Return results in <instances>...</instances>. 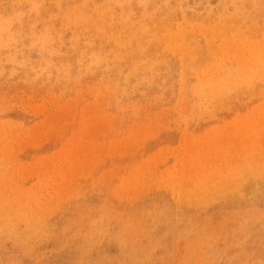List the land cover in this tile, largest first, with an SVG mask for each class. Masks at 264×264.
I'll list each match as a JSON object with an SVG mask.
<instances>
[{
    "label": "rangeland",
    "instance_id": "rangeland-1",
    "mask_svg": "<svg viewBox=\"0 0 264 264\" xmlns=\"http://www.w3.org/2000/svg\"><path fill=\"white\" fill-rule=\"evenodd\" d=\"M23 1L25 44L59 37L73 61L111 63L69 84L0 82V264H264V0Z\"/></svg>",
    "mask_w": 264,
    "mask_h": 264
},
{
    "label": "clouds",
    "instance_id": "clouds-1",
    "mask_svg": "<svg viewBox=\"0 0 264 264\" xmlns=\"http://www.w3.org/2000/svg\"><path fill=\"white\" fill-rule=\"evenodd\" d=\"M15 3L16 0H0V82L7 75L8 80L20 76L22 82L34 85L52 81L69 84L78 81L85 72H95L102 64L111 63L107 57L86 51H80L73 61L71 57L76 54V45L62 51L63 41L59 37L37 40V34L33 32L31 42L25 44V35L14 31V26L26 14L16 11ZM33 51L37 59H33Z\"/></svg>",
    "mask_w": 264,
    "mask_h": 264
},
{
    "label": "bare ground",
    "instance_id": "bare-ground-1",
    "mask_svg": "<svg viewBox=\"0 0 264 264\" xmlns=\"http://www.w3.org/2000/svg\"><path fill=\"white\" fill-rule=\"evenodd\" d=\"M26 1H27V0H26ZM33 1H34V0H33ZM45 1H46V0H45ZM218 1H219V0H218ZM232 1H233V0H232ZM235 1H236V0H235ZM255 1H256V0H255ZM23 2H25V0H24ZM31 2H32V1H31ZM166 2H167V1H166ZM229 2H231V1H229ZM239 2H241V1H239ZM244 2H245V1H244ZM249 2H250V1H249ZM261 2H262V1H261ZM142 3H143V2H142ZM144 3H145V2H144ZM193 3H194V2H193ZM256 3H257V2H256ZM262 3H264V2H262ZM22 4H24V3H22ZM32 4H33V2H32ZM58 4H59V2H58ZM139 4H140V3H139ZM231 4H233V3H231ZM240 4H241V3H240ZM257 4H258V3H257ZM242 5H243V3H242ZM247 5H248V4H247ZM254 5H256V4H254ZM23 6H24V5H23ZM34 6H35V5L33 4V7H34ZM41 6H42V5H41ZM205 6H206V5H205ZM221 6H222V5H221ZM221 6H220V7H221ZM235 6H236V5H235ZM240 6H241V5H240ZM249 6H250V3H249ZM249 6H248V7H249ZM227 7H228V6H227ZM237 7H238V5H237ZM237 7H236V9H237ZM254 7H255V6H254ZM262 7H264V6H262ZM24 8H25V6H24ZM241 8H242V7H241ZM96 9H97V8H96ZM217 9H218V8H217ZM225 9H227V8H225ZM243 9H244V8H243ZM243 9H242V10H243ZM250 9H252V8H250ZM192 10H193V9H192ZM215 10H216V9H215ZM219 10H220V8H219ZM248 10H249V9H247V11H248ZM74 11H75V10H74ZM193 11H194V10H193ZM210 11H211V10H210ZM257 11H258V10H257ZM19 12H20V11H19ZM223 12H224V10H223ZM227 12H228V10H227ZM239 12H240V11H239ZM243 12H244V11H243ZM250 12H251V11H250ZM75 13H76V12H75ZM102 13H103V12H102ZM102 13H101V14H102ZM173 13H174V12H173ZM211 13H212V12H211ZM214 13H215V12H214ZM219 13H221V12L219 11ZM225 13H226V12H224V14H225ZM233 13H234V12H233ZM252 13H253V12H252ZM260 13H261V11H260ZM105 14H106V13H105ZM208 14H209V13L207 12V15H208ZM224 14H223V15H224ZM148 15H149V14H148ZM215 15H217V14H215ZM226 15H227V14H226ZM226 15H224V16L226 17ZM240 15H241V14H239V16H240ZM244 15H246V14L244 13ZM247 15H248V14H247ZM249 15H250V14H249ZM249 15H248V16H249ZM209 16H210V15H209ZM217 16L219 17V14H218ZM217 16H216V17H217ZM227 16H228V15H227ZM235 16H236V15H235ZM248 16H247V17H248ZM254 16H255V15H254ZM263 16H264V15H263ZM112 17H113V16H112ZM185 17H186V16H185ZM222 17H223V16H221V18H219V19L222 20ZM233 17H234V16H233ZM167 18H168V15H167ZM211 18H212V17H211ZM228 18H230V16H229ZM241 18H242V16H241ZM255 18H256V17H255ZM253 19H254V18H252V20H253ZM128 20H129V19H128ZM203 20H204V19H203ZM203 20H202V21H203ZM206 20H208V17H207ZM238 20L241 21V19H238ZM245 20H246V19H245ZM247 20H248V19H247ZM247 20H246V21H247ZM214 21H215V20H214ZM214 21H213V22H214ZM216 21H218V20H216ZM224 21H225V20H224ZM230 21H231V20H229V22H230ZM233 21H235L236 23L239 22V21L235 20V18H234ZM249 21H250V20H249ZM257 21H258V20H257ZM259 21H260V19H259ZM225 22H228V21H225ZM229 22H228L227 24H229ZM87 23H88V22H87ZM175 23H176V22H175ZM194 23H195V22H194ZM198 23H199V22H198ZM201 23H202V22H201ZM258 23H259V22H258ZM78 24H79V23H78ZM182 24H184V23H182ZM192 24H193V23H192ZM204 24H205V22H204ZM211 24H212V21H211ZM254 24H255V22H254ZM185 25H187V24H185ZM193 25H194V24H193ZM200 25H201V24H200ZM208 25H209V24H208ZM239 25H240V24H239ZM239 25H238V26H239ZM241 25H242V24H241ZM180 26H181V25H180ZM180 26L177 25V26H175V27H177V28L179 27V28H180ZM198 26H199V24H198ZM198 26L196 27V29L198 28ZM224 26H225V25H224ZM227 26H228V25H227ZM227 26H226V27H227ZM229 26H230V25H229ZM229 26H228V27H229ZM234 26H235V25H234ZM242 26H243V25H242ZM249 26H251V25H249ZM168 27H170V26H168ZM190 27H191V26H190ZM200 27H202V26H200ZM211 27H212V26H211ZM219 27H221V25H220V26L217 25V28H215L214 31H213V32H210V33L213 34V33L216 31V29H218ZM259 27H260V26H259ZM262 27H263V26L260 27V30H261ZM179 28H178V29H179ZM184 28H185V30H183V32H184V31L186 32V28H187V27H184ZM184 28H183V29H184ZM191 28H192V27H191ZM206 28H207V27H206ZM206 28H205V29H206ZM232 28H233V27H232ZM238 28H240V27H238ZM241 28H242V27H241ZM245 28H246V27H245ZM252 28H254L253 30L255 31V28H256V27H255V26H252ZM146 29H147V28H146ZM168 29H169V28H168ZM170 29H171V28H170ZM170 29H169V31H167V32L170 33V32H172V31H174L173 28H172L171 31H170ZM219 29H220V28H219ZM221 29H222V28H221ZM236 29H237V27H236ZM250 29H251V28H250ZM151 30H152V29H151ZM154 30H155V29H154ZM175 30H176V29H175ZM193 30H194V29H193ZM203 30H204V29H203ZM203 30H202V33L204 34ZM206 30H207V29H206ZM210 30H211V29H210ZM229 30H231V29H229ZM229 30H228V32H229ZM232 30H233V29H232ZM241 30H243V29H241ZM253 30H250V31H251V32H254ZM194 31H195V30H194ZM197 31H198V30H197ZM197 31H196V32H197ZM245 31H246V30H245ZM256 31H257V30H256ZM256 31H255V32H256ZM120 32H121V31H120ZM151 32H152V31H151ZM151 32H150V33H151ZM167 32H165V33H167ZM183 32H182V33H183ZM191 32H192V31H190V33H191ZM208 32H209V31H208ZM216 32H218V31H216ZM219 32H220V31H219ZM225 32H226V35L228 36V34H227V30H225ZM231 32H232V31H231ZM251 32H249V33H251ZM259 32H260V31H258V33H259ZM143 33H144V31H143ZM163 33H164V32H163ZM173 33H174V32H173ZM173 33H172V36H173ZM177 33H181V32H177ZM190 33H189V34H190ZM194 33H195V32H194ZM198 33H199V32H198ZM206 33H207V31H206ZM210 33H209V35H210ZM258 33H257V34H258ZM147 34H148V33H147ZM152 34H153V33H152ZM156 34H157V32H156ZM158 34H159V33H158ZM158 34H157V35H158ZM189 34H188V35H189ZM212 34H211V36H213ZM220 34H222V32H221ZM253 34H254V33H253ZM97 35H98V34H97ZM153 35H154V34H153ZM157 35H156V37H157ZM161 35H162V34H161ZM179 35H180V34H178V36H179ZM184 35H185V34H184ZM188 35L186 36L187 39L189 38ZM207 35H208V34H207ZM207 35L205 34V37H206ZM223 35H224V34H223ZM245 35H246V33H245ZM248 35H249V34H248V31H247V35H246V36L248 37ZM254 35H255V34H254ZM259 35H260V34H259ZM135 36H137V35H135ZM167 36H168V35H167ZM167 36H166V37L164 36L162 39L167 38ZM172 36H171V33H170L171 40H172ZM180 36H181V35H180ZM249 36H250V35H249ZM251 36H252V33H251ZM251 36H250V37H251ZM112 37H113V36H112ZM158 37H159V36H158ZM161 37H162V36H161ZM170 37H169V38H170ZM176 37H177V36H176ZM176 37H175V38L173 37V39H176ZM183 37H185V36H183ZM186 37H185V41H187V40H186ZM193 37H195V35H194ZM200 37H201V36H200ZM214 37H215V36H214ZM217 37H218V36H217ZM221 37H222V36H221ZM241 37H242V36H241ZM250 37H249V38H250ZM256 37H257V36H256ZM119 38H120V37H119ZM151 38H152V37H151ZM197 38H198V36H197ZM202 38H203V37H202ZM207 38H208V37H207ZM215 38H216V37H215ZM219 38H220V37H219ZM226 38H227V37H226ZM39 39H40V38H39ZM43 39H46V37H44ZM138 39H139V38H138ZM138 39H137V40H138ZM156 39H158V38H156ZM167 39H168V38H167ZM182 39H183V42H184V38H182ZM195 39H196V38H195ZM200 39H201V38H200ZM223 39H224V38H223ZM239 39H240V37H239ZM108 40H109V39H108ZM112 40H113V39H112ZM168 40H169V39H168ZM168 40L166 41V39H165V40H163V41H164V42H165V41H166V42H170V40H169V41H168ZM176 40H177V39H176ZM180 40H181V38L179 39V41H180ZM210 40H211V38H210ZM215 40H216V39H215ZM229 40H230V39H229ZM251 40H252V39H251ZM258 40H259V39H258ZM128 41H129V40H128ZM152 41H153V40H152ZM160 41H161V43L163 42L162 40H160ZM172 41H173V40H172ZM183 42L181 43L182 45L179 43L182 47H183L185 44L188 43V42H187V43L184 42V44H183ZM193 42H194V40H193ZM226 42H227V41H226ZM228 42H229V41H228ZM228 42H227V43H228ZM243 42H244V41H243ZM126 43H127V42H126ZM148 43H149V42H148ZM150 43H151V42H150ZM161 43L159 44V46L161 45ZM171 43H172V42H171ZM175 43H176V42H175ZM189 43H190V42H189ZM191 43H192V41H191ZM214 43H215V42H214ZM220 43H221V42H220ZM220 43H219V45H220ZM224 43H225V42H224ZM224 43H223V44H224ZM231 43H232V42H230V45H232ZM106 44H107V43H106ZM124 44H125V43H124ZM163 44H164V43H163ZM209 44H210V43H209V41H208V44H207V45H209ZM215 44H216V43H215ZM223 44H222V46H223ZM130 45H131V44H130ZM147 45H148V44H147ZM151 45H153V44L151 43ZM170 45H172V44H170ZM170 45H169V47H170ZM192 45H193V44H192ZM200 45H201V44H200ZM217 45H218V44H217ZM103 46H104V45H103ZM121 46H122V45H121ZM125 46H126V45H125ZM189 46H190V45H189ZM194 46H195V45H194ZM197 46H199V45H197ZM197 46H195V47H197ZM202 46H203V45H202ZM222 46L220 45V46H218V47H222ZM227 46H228V45H227ZM145 47H146V46H145ZM156 47H157V46H156ZM161 47H162V46H161ZM171 47H172V46H171ZM182 47H181V49H182ZM184 47H185V46H184ZM230 47H231V46H229V48H230ZM204 48H205V47H204ZM211 48L214 50V47H212V45L210 46V49H211ZM222 48H225V47H222ZM142 49H143V48H142ZM188 49H189V48H188ZM188 49L185 47V50H186V51H187ZM191 49H192V48H191ZM201 49H202V48H201ZM232 49H233V48H232ZM235 49H236V48H235ZM239 49H240V48H239ZM105 50H106V49H105ZM164 50H167V49H164ZM178 50H179V49H177L176 52H177ZM182 50H184V49H182ZM182 50H181V52H182ZM195 50L198 51V49H196V48H195ZM203 50H204V49H202V52H203ZM205 50H206V49H205ZM227 50H228V49L226 48L225 51H227ZM243 50H245V49H242V48H241V50H240V51H241V54L243 53V52H242ZM160 51H161V49H160ZM179 51H180V50H179ZM200 51H201V50H200ZM211 51H212V50H211ZM218 51H219V50H218ZM218 51H217V52L214 51V53L217 54V53H219ZM97 52H98V51H97ZM99 52H100V51H99ZM101 52H102V51H101ZM101 52H100V53H101ZM109 52H110V51H109ZM128 52H129V51H128ZM169 52H170V51H169ZM181 52H178V53H181ZM202 52L200 53V55L202 54ZM244 52H245V51H244ZM102 53H103V52H102ZM163 53H165V52H163ZM170 53H171V52H170ZM174 53H175V52H174ZM183 53H184V52H183ZM185 53H186V52H185ZM185 53H184V54L181 53V55H184V56H183L184 59L186 58V57H185ZM230 53H231V52H230ZM245 53H246V52H245ZM245 53H243L242 56H245V57H246V54H245ZM248 53H249V51H248ZM129 54H131V52H130ZM198 54H199V53H198ZM198 54H197V55H198ZM233 54H234V53H233ZM239 54H240V52H239ZM100 55H103V54H100ZM155 55H157V54L155 53ZM228 55H230V54H228ZM128 56H129V55H128ZM167 56H168V55H167ZM171 56H172V55H171ZM175 56H176V55H175ZM177 56H178V55H177ZM177 56H176V57H177ZM179 56H180V55H179ZM219 56H221V55H219ZM233 56H234V55H233ZM235 56H236V55H235ZM103 57H104V56H103ZM123 57H124V56H123ZM172 57H173V56H172ZM187 57H188V56H187ZM205 57L207 58V56H205ZM217 57H218V56H217ZM236 57H238V56H236ZM236 57H235V59H237ZM116 58H117V57H116ZM120 58H121V57H120ZM120 58H119V59H120ZM198 58H199V57H198ZM218 58H219V57H218ZM169 59H171V57H170ZM188 59H189V58H188ZM122 60H123V59H122ZM127 60H128V59H127ZM186 60H187V59L183 60V61H185V62H183V64L186 63ZM197 60H198V59H197ZM219 60H220V59H219ZM219 60H217V62H218ZM245 60H246V59H244V61H245ZM180 61H181V60H180ZM187 61H188V60H187ZM198 61H199V60H198ZM246 61H247V60H246ZM246 61H245V62H246ZM249 61H250V59L248 60V63H246V64L249 65ZM140 62H141V61H140ZM147 62H148V61H147ZM191 62H192V61H191ZM204 62H205V61H204ZM233 62H234V61H233ZM250 62H251V61H250ZM170 63H171V62H170ZM195 63H196V61H195ZM198 63H200V62H198ZM220 63H221V62H220ZM251 63H253V62H251ZM176 64H177V63H176ZM181 64H182V63H181ZM193 64H194V63H193ZM142 65H143V64H142ZM227 65H228V64H227ZM251 65H252V64H251ZM151 66H152V65H151ZM165 66H166V65H165ZM178 66H179V65H178ZM184 66H186V65L184 64ZM184 66L182 67V70H183V68H184L182 74H185V73H184V71H185V67H184ZM187 66H188V65H187ZM189 66H190V65H189ZM229 66H231V65H228V67H229ZM8 67H9V66H8ZM139 67H143V66H139ZM168 67H169V66H168ZM168 67H167V68H168ZM195 67H196V66H195ZM215 67H217V65H215ZM147 68H148V67H147ZM213 68H214V67L212 66V69H213ZM151 69H152V68H151ZM157 69H158V68H157ZM157 69H156V70H157ZM173 69H174V68H173ZM212 69H211V70H212ZM215 69L217 70V68H215ZM215 69H214V70H215ZM234 69H235V68H234ZM152 70H153V69H152ZM152 70H151V71H152ZM154 70H155V68H154ZM186 70H187V69H186ZM214 70H213V71H214ZM130 71H131V70H130ZM170 71H171V70H170ZM175 71H176V70H175ZM157 72H158V71H157ZM121 73H122V72H121ZM146 73H147V72H146ZM208 73H209V72H208ZM217 73H218V71H217ZM154 74H155V73H154ZM167 74H168V73H167ZM242 74H243V73H242ZM119 75H120V74H119ZM127 75H128V74H127ZM162 75H163V74H162ZM170 75H171V74H170ZM132 76H133V75H132ZM144 76H145V75H144ZM149 76H150V75H149ZM160 76H161V74H160ZM167 76H168V75H167ZM158 77H159V76H158ZM168 77H169V76H168ZM187 77H188V76H187ZM126 78H127V77H126ZM139 78H140V77H139ZM176 78H177V77H176ZM176 78H175V79H176ZM128 79H129V78H128ZM141 79H143V78H141ZM166 79H167V78H166ZM168 79H169V78H168ZM183 79H185V78L182 77V81H183ZM188 79H189V78H188ZM120 80H121V79H120ZM156 80H157V79H156ZM156 80H155V81H156ZM179 81H180V80H179ZM184 81H185V80H184ZM174 82H176V81H174ZM186 82H187V81H186ZM186 82L183 83V86H186V84H185ZM188 82H189V81H188ZM143 83H144V82H143ZM152 83H153V82H152ZM163 83H164V82H163ZM172 83H173V82H172ZM190 83H191V82H190ZM129 84H130V83H129ZM138 84H139V83H138ZM154 84H155V83H154ZM154 84H153V85H154ZM193 84H194V82H193ZM118 85H119V83H118ZM135 85H136V84H135ZM135 85H134V87H136ZM173 85H174V84H173ZM139 86H140V85H139ZM139 86H138V87H139ZM159 86H160V85H159ZM159 86L157 85V87H159ZM170 86H171V85H170ZM117 87H118V86H117ZM121 87H122V86H121ZM126 87H127V86H126ZM131 87H132V86H131ZM166 87H167V86H165V88H166ZM172 87H174V86H172ZM190 87H191V86H190ZM228 87H229V86H228ZM168 88H169V87H168ZM176 88H177V87H176ZM183 88H184V87H183ZM187 88H188V86H187ZM218 88H219V87H218ZM124 89H125V88H124ZM133 89H134V88H133ZM154 89H155V88H154ZM160 89H161V88H160ZM160 89H159V91H160ZM170 89H171V88H170ZM184 89H185V88H184ZM184 89H183V90H184ZM193 90H194V89H193ZM140 91H141V90H140ZM161 91H162V90H161ZM164 91H165V90H164ZM170 91H171V90H170ZM149 92H150V90H149ZM187 92H188V90H187ZM104 93H105V92H104ZM107 93H108V92H107ZM124 93H125V92H124ZM147 93H148V92H147ZM156 93H157V92H156ZM182 95H183V94H182ZM55 96H56V95H55ZM102 96H104V95H102ZM184 96H185V93H184ZM184 96H183V97H184ZM190 97H191V95H190ZM51 98H52V97H51ZM108 99H109V98H108ZM189 100H191V98H190ZM53 101H54V100H53ZM194 101H195V100H194ZM42 102H43V101H42ZM50 102H51V101H50ZM103 102H104V101H103ZM173 102H174V101H173ZM182 102H184V101L182 100ZM185 102H188V101L185 100ZM191 102H192V101H191ZM191 102H190V103H191ZM234 102H235V101H234ZM118 103H119V102H118ZM41 104H43V103H41ZM53 104H54V103H53ZM181 104H182V103H181ZM188 104H189V102H188ZM191 104H192V103H191ZM232 104H234V103H232ZM208 105H209V104H208ZM29 106H30V105H29ZM35 106H36V105H35ZM43 106H45V104H44ZM67 106H68V105H67ZM147 106H148V105H147ZM41 107H42V105H41ZM54 107H55V105H54ZM100 107H101V106H100ZM185 107H188V106L186 105ZM238 107H239V106H238ZM243 107H244V106H243ZM31 108H32V107H31ZM35 108H36V107H35ZM45 108H46V106H45ZM48 108H49V107H48ZM209 108H210V107H209ZM212 108H213V107H212ZM37 109H38V108H37ZM41 109H42V108H41ZM90 109H91V108H90ZM90 109H89V110H90ZM151 109H153V108H151ZM183 109H184V108H183ZM210 109H211V108H210ZM243 109H244V108H243ZM31 110H32V109H31ZM34 110H35V109H34ZM42 110H43V109H42ZM92 110H94V109H92ZM181 110H182V109H181ZM185 110H186V109H185ZM241 110H242V109H241ZM36 111H37V110H36ZM150 111H151V110H150ZM182 111H183V110H182ZM242 111H243V110H242ZM41 112H42V111H41ZM42 113H43V112H42ZM51 113H52V112H51ZM93 113H94V112H93ZM93 113H92V114H93ZM182 113H183V112H182ZM241 113H242V112H240V114H241ZM87 114L89 115L88 110H87ZM153 114H154V113H153ZM158 114H159V113H158ZM185 114H186V113H185ZM58 115H59V114H58ZM183 115H184V114H183ZM50 116H51V118L54 117V115H50ZM46 117H47V116H46ZM48 117H49V115H48ZM48 117H47V118H48ZM96 118H97V117H96ZM54 119H56V117H54ZM50 120H51V119H50ZM52 120H53V118H52ZM52 120H51V122H53ZM93 121H94V120H93ZM95 121H96V120H95ZM47 122H49L48 119H47ZM44 123H46V121H45ZM51 124H53V123H51ZM36 126H39V125H36ZM41 126H42V125H41ZM16 127H17V126H16ZM32 127H33V125H32ZM42 127H43V126H42ZM9 128H11V126H10ZM35 128H37V127H35ZM2 129H3V128H2ZM17 129H18V128H17ZM37 129H38V128H37ZM39 129H40V128H39ZM5 130H7V129H5ZM18 130H19V129H18ZM31 130L33 131V129H31ZM40 130H41V129H40ZM40 130H35V131H40ZM1 131H2V130H1ZM16 131H17V130H16ZM20 131H22V130H20ZM65 132H66V130H65ZM20 133H21V132H20ZM33 133H34V132H33ZM33 133H31V134H33ZM40 133H41V132H40ZM1 134H2V132H1ZM17 134H18V133H17ZM38 134H39V133H38ZM83 134H84V133H83ZM184 134H185V132H184ZM78 135H79V134H78ZM1 136H2V135H1ZM5 136H7V135H5ZM18 136H19V135H18ZM39 136H40V135H39ZM49 137H50V136H49ZM185 137H186V136H185ZM35 138H36V137H35ZM30 139H31V138H30ZM132 139H133V138H132ZM1 140H2V139H1ZM32 140H33V139H32ZM38 140H39V138H38ZM73 141H74V139H73ZM24 142H25V140H24ZM26 142H27V141H26ZM28 142L31 143V140H29ZM39 142H40V141H39ZM2 143H3V142H2ZM2 143H1V144H2ZM20 143H21V142H20ZM30 143H29V144H30ZM33 143H34V141H33ZM33 143H32V144H33ZM36 143H38V142H36ZM36 143H34V145H35ZM67 143H68V142H67ZM69 143H70V142H69ZM69 143H68V145H69ZM71 143H72V141H71ZM184 143L186 144L187 142H184ZM14 144H15V143H14ZM72 144H73V143H72ZM128 144H129V143H128ZM21 145H22V144H21ZM25 145H26V144H25ZM70 145H71V144H70ZM76 145H77V144H76ZM19 146H20V145H19ZM35 146H36V145H35ZM64 146H65V145H64ZM71 146H72V145H71ZM73 146H74V145H73ZM93 146H94V145H93ZM95 146H96V144H95ZM95 146H94V147H95ZM185 146H186V145H185ZM62 147H63V146H62ZM74 147H76V146H74ZM74 147H73V148H74ZM77 147H78V146H77ZM77 147H76V148H77ZM88 147H89V146H88ZM114 147H115V146H113L112 148H114ZM119 147L122 148V147L120 146V144H119ZM125 147H126V146H124L123 148H125ZM130 147H131V146H130ZM130 147H129V148H130ZM222 147H223V146H222ZM20 148H21V147H20ZM66 148H67V146H65V149H66ZM76 148H75V150L71 148V149H72V152H70V154L73 153V152L75 151L74 153L77 152V153H78L77 155H79V151H80V150H79V151H76ZM115 148H118V147L116 146ZM186 148H187V146H186ZM186 148H184V152L187 151ZM208 148H209V147H208ZM12 149H13V147H12ZM18 149H19V148H18ZM68 149H70V147H68ZM71 149H70V150H71ZM185 149H186V150H185ZM62 150H63V149H62ZM70 150H69V151H70ZM73 150H74V151H73ZM84 150H86V149H83V155H82V156H84ZM91 150H92V149H90V151H91ZM112 150H113V149H112ZM117 150H120V149H117ZM19 151H20V150H19ZM21 151H22V149H21ZM65 151H67V149H66ZM65 151H63V152H65ZM69 151L67 152V155L69 154ZM96 151H97V150H96ZM96 151H95V153H96ZM103 151H104V149H103ZM103 151L101 152L102 154L104 153ZM121 151H123V150H121ZM124 151H125V149H124ZM0 152H1V150H0ZM2 152H3V151H2ZM2 152H1V153H2ZM91 152H92V151H91ZM202 152H203V150H202ZM74 153H73V154H74ZM81 154H82V153L80 152V155H81ZM211 154H212V153H211ZM71 155H72V154H71ZM90 155H91V154H90ZM90 155H89V157H90ZM98 155H99V154H98ZM58 156H59V155H58ZM64 156H65L64 158H66V159L68 158V156H66V155H64ZM75 156H76V154H75ZM91 156H94V155H91ZM100 156H102V155H100ZM183 156H184V155H183ZM194 156H195V155H194ZM236 156H238V155H236ZM52 157H53V156H52ZM72 157H74V155H72ZM79 157H80V156H79ZM87 157H88V156H87ZM87 157H85V158H87ZM89 157H88V158H89ZM95 157H96V156H95ZM97 157H98V156H97ZM8 158L10 159L9 156H8ZM60 158H61V157H60ZM77 158H78V157H77ZM80 158H81V157H80ZM80 158H79V159H80ZM99 158H101V157H99ZM12 159H13V158H12ZM14 159H15V158H14ZM44 159H47V158H44ZM48 160H49V159H48ZM93 160H94V159H93ZM183 160H184V159H183ZM242 160H243V159H242ZM49 161H50V160H49ZM53 161H54V158H53ZM94 161H95V160H94ZM98 161H99V160H98ZM237 161H238V160H237ZM237 161H236V162H237ZM240 161H241V160H240ZM10 162H11V161H10ZM42 162L46 163V160H45V161L43 160ZM51 162H52V161H51ZM47 163L49 164L48 161H47ZM47 163H46V164H47ZM72 163H73V165H75L74 162H72ZM46 164H45V165H46ZM48 164H47V165H48ZM80 164H81V163H80ZM96 164H97V162H96ZM96 164H95V165H96ZM45 165H42V166L45 167ZM77 165H78V166H77V168H78V167H79V164H77ZM92 165H93V164H92ZM95 165H93V166H95ZM100 165H101V164H100ZM185 165H186V164H185ZM29 166H30V165H29ZM42 166H40V167L42 168ZM85 166H87V165H85ZM186 166H187V165H186ZM27 167H28V166H27ZM30 167H31V166H30ZM55 167H56V166H55ZM96 167H97V166H96ZM99 167H100V166H99ZM56 168H57V167H56ZM56 168H55V169H56ZM62 168L64 169V166H63ZM183 168H185L184 165H183ZM233 168H234V167H233ZM43 169H46V168H43ZM43 169H42V171H44ZM59 169H61V167H59ZM94 169L96 170V168H94ZM98 169H99V168H98ZM33 170H34V169H33ZM37 170H38V169H37ZM46 170H49V168L47 167ZM50 170H51V169H50ZM30 171H32V170H30ZM179 171H180V170H179ZM181 171H182V170H181ZM224 171H225V170H224ZM224 171H223V172H224ZM44 172H45V171H44ZM51 172H52V171H51ZM59 172H60V171H59ZM225 172H226V171H225ZM41 173H43V172H41V170H40V174H41ZM45 173H47V171H46ZM45 173H44V175H45ZM184 173H185V172H184ZM13 174H14V173H13ZM106 174H107V173H106ZM227 174H228V173H227ZM227 174H226V175H227ZM38 175H39V174H38ZM181 175H182V172H181ZM9 176H10V175H9ZM28 176H29V175H28ZM39 176H40V175H39ZM45 176H47V175H45ZM43 177H44V176H43ZM43 177H42V178H43ZM88 177H89V176H88ZM104 177H105V175H104ZM45 178H46V177H45ZM55 178H56V177H55ZM55 178H54V179H55ZM62 178H63V177H61V179H62ZM66 178H67V177H66ZM184 178H185V177H184ZM39 179H41V178L39 177ZM51 179H52V178H51ZM43 180H44V179H43ZM48 180L50 181V179H48ZM74 180H75V179H74ZM38 181H39V180H38ZM41 181H42V180H41ZM59 181H60V179H59ZM180 181H182V180H180ZM46 182H47V180H46ZM51 182H52V181H51ZM60 182H61V181H60ZM43 183H44V182H42V184H43ZM52 184H53V183H52ZM54 184H55V183H54ZM56 184H57V183H56ZM192 184H193V183H192ZM208 184H209V183H208ZM61 185H62V184H61ZM182 185H183V184H182ZM188 186H190V185H188ZM47 187H48V186H47ZM75 187H76V186H75ZM190 187H191V186H190ZM192 188H193V186H192ZM45 189H46V188H45ZM189 189H190V188H189ZM56 190H57V189H56ZM56 190H55V191H56ZM69 190H70V189H69ZM41 191H42V190H41ZM53 191H54V190H53ZM55 191H54V192H55ZM70 191H71V190H70ZM75 191H76V189H75ZM47 192H49V190H48ZM50 192H51V191H50ZM65 192H66V190H65ZM57 193H58V192H57ZM48 194H49V193H48ZM53 194H55V193H53ZM44 196H45V195H44ZM52 196H54V195H52ZM52 196H51V198H53ZM45 198H46V196H45ZM54 198H56V197L54 196ZM47 200H48V199H47ZM50 200H52V199H50ZM49 202H50V201H49ZM24 203H25V202H24ZM42 203H43V202H42ZM26 204H27V203H26ZM2 206H3V205H2ZM5 206H6V205H5ZM25 207H26V206H25ZM57 207H58V206H57ZM57 207H56V208H57ZM5 208H6V207H5ZM27 208H28V206H27ZM56 208H55V209H56ZM4 210H5V209H4ZM26 210H27V209H26ZM42 210H43V209H42ZM42 210H41V211H42ZM154 210H155V209H154ZM39 211H40V210H39ZM43 212H44V211H43ZM52 212H53V211H52ZM9 213H10V211H9ZM40 214H41V213H40ZM0 215H1V214H0ZM27 216H28V215H27ZM0 217H2V216H0ZM42 218H43V217H42ZM27 219H29V218H27ZM30 219H31V217H30ZM11 220H12V219H11ZM4 221H5V220H4ZM0 222H1V221H0ZM5 222H6V221H5ZM5 222H3L2 225H3ZM19 224H20V223H19ZM21 224H22V223H21ZM17 225H18V224H17ZM13 226H14V225H13ZM15 227H16V226H15ZM13 228H14V227H13ZM26 229H27V227H26ZM26 229H25V230H26ZM4 231H5V229H4ZM17 232H18V231H17ZM6 233H7V232H6ZM25 233H26V232H25ZM21 234H22V233H21ZM23 235H24V234H23ZM23 235H22V236H23ZM28 238H29V237H28ZM20 239H21V238H20ZM180 254H181V253H180Z\"/></svg>",
    "mask_w": 264,
    "mask_h": 264
}]
</instances>
